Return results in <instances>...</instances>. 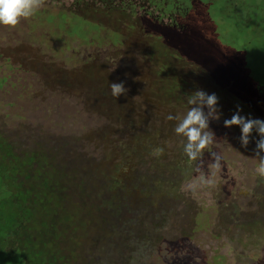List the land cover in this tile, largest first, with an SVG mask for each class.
Returning a JSON list of instances; mask_svg holds the SVG:
<instances>
[{"label": "rangeland", "instance_id": "1", "mask_svg": "<svg viewBox=\"0 0 264 264\" xmlns=\"http://www.w3.org/2000/svg\"><path fill=\"white\" fill-rule=\"evenodd\" d=\"M71 1L39 0L40 7L32 17L22 18L14 28L0 26V53L8 57L14 48L20 47L26 56L41 64L42 73H33L31 90L39 87L45 90L46 81L48 86L51 84L47 73L56 70L61 86L71 93L79 92L72 88L87 75L86 69L94 70L98 63L114 55L113 67H123L126 71L122 74L131 69L136 71L138 76L123 75L121 81L126 95L135 96L137 91L142 106L132 115L122 113V105L109 102L105 95L109 84L102 81L92 94L79 93L76 100L67 93L63 104L59 100V104L50 105L51 113L45 117L37 110V116L34 111L40 107L36 102L45 104L49 93L44 96L46 99L29 94L35 103L28 107L18 93H12L21 90V76L25 75L26 83L29 82L30 73L19 68L24 61L0 59V76L7 78L5 91L0 90V123L15 130L16 136L21 133V124L35 126L37 130L30 141H16L20 148L27 144L31 149L28 151H34L37 157L30 166L23 167L24 171L16 172L14 182L24 184L13 186L14 191L35 184V191L31 190L33 197L45 179L51 184L55 182L60 203L69 208L62 210V216L69 218L74 211L77 218L87 222L78 230V234L86 235L82 248L73 250L63 235L62 245L56 251L52 249L51 264H264V181L254 172L258 157L239 147L234 139L238 134L235 126L232 130L222 126L223 119L231 116L237 103L241 114L264 118V96L256 95L258 86L264 84V0H238L233 8L226 6L225 0H214L210 6L209 0L196 2L199 16L192 21L203 39L186 47L153 43L147 51L130 44V37L136 35L139 27L128 25L131 22L121 16V8L106 3L93 8L81 3L77 8ZM178 2L184 8L196 7L194 0ZM208 6L209 22L205 12ZM115 31L128 33L125 44L116 41ZM196 55L208 56V60L195 58ZM12 63L16 65L10 67ZM141 73L144 75L139 76ZM40 76L43 81L38 85ZM84 88L88 91L90 87ZM197 88L220 97L223 116L211 125L216 133L212 151L222 156L218 171L211 167L212 158L207 153L198 166L199 172L197 165L183 161L180 156L183 141L172 131L176 121L167 119L169 113L182 117L189 107L187 96ZM91 96L103 97L101 113L88 107L94 103ZM104 126H110L111 131H105ZM96 132L116 134L112 142L123 141L126 152L121 154L122 148L115 151L114 146L112 150L102 147L103 137H97L94 143L85 145L94 150L88 153L86 165L78 167L61 155L62 144L71 137L78 142L81 136L96 137ZM54 134L59 145L52 144L50 138ZM9 138L6 142L13 141ZM161 148L163 151L158 153ZM15 152L22 156L21 149ZM98 157H103L102 168L94 166ZM4 158L0 155V163H4ZM11 160V156L7 157L5 164ZM117 171L128 180L133 176L143 182L141 196L149 190L154 192L156 204L152 215L127 202L119 221H113L118 213L122 214L115 211L123 209L122 194H127V189H116L105 196L114 188L108 186V181ZM201 172L205 175L214 172L220 182L211 190L197 187L193 191L189 185L198 183ZM89 174H97L95 183L88 184ZM8 195L5 176L0 171L1 211ZM0 225L4 227L2 222ZM104 235L114 237L106 240ZM17 245L18 242L14 247ZM0 264H21V261L18 254H1Z\"/></svg>", "mask_w": 264, "mask_h": 264}, {"label": "flooded vegetation", "instance_id": "2", "mask_svg": "<svg viewBox=\"0 0 264 264\" xmlns=\"http://www.w3.org/2000/svg\"><path fill=\"white\" fill-rule=\"evenodd\" d=\"M178 1L179 0H72L71 4L77 8L81 7L82 4H85V5L93 8L96 5L102 6V4L106 3L107 5H111V4L116 5L117 7L113 6L116 9L121 8V10L119 9V12L121 11V16L126 17L128 19V21L131 22L128 25L130 27H139L138 30L136 31V35H132L130 37V44L133 43L134 45H136L138 47V50L143 49V50L147 51V49H149L153 43L158 44V45L159 44L164 45V46L178 44V45L186 47L188 45L195 44L197 39L202 38L199 35L201 32H200V30L197 29L198 27H197L196 22L192 21L193 17L199 16V15H197L198 9H196L197 8L196 2H200L201 0H194L193 3H195V5H196V7H194V9H190L191 6L189 7L187 5L185 6V8L186 7H188V8L185 9L184 6L180 5V3ZM187 1H193V0H187ZM203 1H205V0H203ZM225 1H226V6L231 7V8L235 7L237 5V3H239L238 0H234L236 2H234L233 0H225ZM213 2H214V0H209L208 5L210 6V4H212ZM209 6H208L207 10H205V12L208 15V22L211 20L209 18L210 17ZM72 12H74V11H72ZM114 33L116 36V41L119 40L121 44L126 43V37L128 38L127 32L115 31ZM146 35H147V39H144V36H146ZM121 36H123V38H121ZM197 57H199L200 59L204 58V61L208 60V56H203V58H201V56L196 55L195 58H197ZM20 58L24 62L22 64H19V68L21 70H26V72L30 73L29 82L26 83V80L24 79L25 75L21 76L19 74L22 77L21 79H22L23 86L20 88L21 90H15V91L13 90L12 93H15V92L18 93L19 96L23 98V101H26L27 105H29L28 107H31V108L34 106V103H35V101L32 102V99L34 97L36 98V96L40 95L43 98H45L44 96L45 95L47 96V94L49 93L48 97H50V98L47 100V102H45V104H39L38 102H36V105L39 106L40 109H38L37 107H36L37 108L36 109L34 107L36 109L35 110L36 112L34 111V113L37 114V110H38L39 111L38 114L40 113L41 116H44V117L48 113H51L50 105L52 106L53 104H56V103L59 104V100H62L61 104H63V101H64L63 99L65 98V95L67 93L71 94L70 95L71 99L75 98L76 100H78V98H76V96H79L80 94H83L86 92L92 94L94 92V88H96V85H98L99 82L104 81L108 85L112 81L120 82L122 79L121 76H123V75H124V77H131L133 75L138 76V75H136L135 70L131 69L128 71V73L122 74V71H126V70H124L123 67H120V68L115 67L114 68L113 66L116 65V63H115L116 58L114 55H112L110 57V60H107L104 63L102 62V64L98 63V65H96L97 67H95L94 70H87L86 69L87 75L84 74L83 77L81 78L82 80H78L77 83L75 84L77 86L72 88V89L76 88L79 90L78 93L72 92L74 95L71 93V91L66 92V89H64L63 86H61L62 83L60 84L61 80L58 76L59 73H56V70H53V72L49 70V73H47V75L49 74V79H50L49 81L51 82V84L48 86V83L46 81L45 90L41 89L40 87L38 90H31V87L33 86L32 85L33 76H34L33 73H36V74H39V72L42 73L41 64L36 63L37 60L30 59L28 56H26V54L24 53V51L20 47L14 48L8 57L5 53H0V59L1 60H20ZM175 58L178 60L180 59L179 56H175ZM15 65H16V63H12V65H10V67H14ZM136 69L140 70L139 68H136ZM207 69L209 70V68H207ZM141 75L143 76L144 73H141L139 76H141ZM1 78H2V80H0V90L5 91V88H6L5 83H6L7 78L0 76V79ZM112 78H114V79H112ZM42 81H43V78H42V76H40V80L38 81V85H40V83ZM234 83H236V82L234 81ZM86 86L90 87L88 91H87V89L84 88ZM53 90H54V92H52ZM50 93L52 94L51 96H49ZM106 93L107 94H105V95L108 96L110 103L112 102L113 104H116V105H122V107H123L122 113L132 115L135 113V111L139 108L140 105L142 106V102L140 101V98L137 97V91H134L135 96H129V95H126V93H123L120 96H118L117 98H115L110 94V89H109V85H108L107 89H106ZM6 94H8V93H6ZM18 94H16V95H18ZM29 94H31V97H33V98H31L29 96ZM256 95L257 96H264V84L261 86H258ZM87 97H89V96L87 95ZM91 97H93V96H91ZM140 97L143 98L142 95H140ZM102 98L100 96L93 97L94 103L92 102V105H88V107L90 106V108H92L94 111L101 113L102 109H103V106L101 104ZM109 102H107V103H109ZM27 105H25V106H27ZM38 114H37V116H38ZM37 116H35V117H37ZM44 121H46V120H44ZM0 125H1V128H0V131H1L0 132V155L5 157L3 159L4 163H5L6 158L9 156H11L13 161H16V159L19 157L18 159L24 160V163L26 165H29V166L31 165L32 162H35L37 155L34 154V151H31V152L28 151L31 149L28 148L29 146L27 144H25L26 147L24 146V148L17 147L16 141L17 140H21V141L23 140L25 142V141H27V139L30 141L31 139H33V137H36V131H37V130L35 131L36 127L35 126L30 127V125L28 127L27 126L28 124H21V127H22L21 133H20L21 136L20 135L16 136L15 130L8 129V127H6L5 125L3 126L2 123H0ZM39 125H40V130H41L42 126H41V124H39ZM105 127L106 126H104V128ZM7 130H8V133L6 132ZM105 131H111L110 126L109 127L107 126L105 128ZM33 133L35 134V136H33ZM115 133H116V130H115ZM113 135H116V134H113ZM113 135L110 136L107 133L102 132L100 135H99V133H97L96 137L88 136L86 138H83L81 136V138L77 139L78 142L74 140V137H71L72 140L70 139V141H68L66 143L64 142V144H62L61 150L63 149V151L61 152V155H64L68 159L72 160L76 165H78V167H80L81 165L82 166L86 165L88 163V160H87L88 153L91 151H94V150H92V146L89 149L85 148V145L94 143V141H95L94 139L97 137H99V139H100V137H103L102 140L104 142H102V147L108 148V149L111 148V150H112V146H114L113 148L116 149L115 151H117L118 148H122L121 154L125 153L126 149H127L126 145H124L123 141L120 143L118 140H117V142H112V138H113L112 136ZM7 136L10 137L11 139L13 138V141L6 142V140H7L6 138H8ZM117 137L119 138L120 135H118ZM10 138H9V140H10ZM115 138H116V136H115ZM50 139L53 142L52 144L59 145V140L55 137V134L53 136H51ZM61 139L66 140L67 138H60V140ZM113 141H115V139ZM118 143H119V145H118ZM121 144H123V145H121ZM97 145H100V143L99 144L96 143V146ZM93 146L95 147V144H93ZM18 149H21L22 156H19V153L16 154L15 151ZM114 153H116V152H114ZM110 155H112V154H110ZM180 156L182 157L183 161H185V157L183 155H180ZM107 161H109V160H107ZM107 163H109V162H107ZM94 166L98 167V168H102L104 166L103 157L102 158L98 157V159H96V162L94 163ZM188 170H189V168L187 169V171ZM115 173H116V176L115 175L110 176V179H112V180L108 181V183H109L108 186L110 188L113 186L114 188L109 189L105 196L106 197L109 196L108 193L110 191H113L116 189H119V190L127 189V191H126L127 194L126 195L122 194V196H123L122 200L124 201L123 209L122 210L120 209L119 211H115V213L122 212V214L118 213L117 217L115 219H113V221L114 222L119 221V217L121 218L124 211H126L127 202H130L131 204H134L137 206L139 205L140 208L142 209L143 213H145V214L149 213L152 215L153 214L152 209L153 210L155 209V204H156L153 201V200H155L153 197L154 192L150 193V190H149L148 192L145 193V196H143V195L141 196L142 193L140 194L139 192H144V188H145V186H143V182L138 181L137 178L133 177V176H131L132 178H130V180H128L129 177L128 178L121 177L120 171H117ZM97 174L96 175H94V174L86 175V177H87L86 180L89 181L88 184L95 183V179L98 177ZM130 174L128 173V176ZM131 179H132V181H131ZM20 183H22V182H20ZM153 187H155V186H152V188ZM152 188H151V191H152ZM138 190H140V191H138ZM162 195L165 196L164 193ZM111 200L116 201L115 198H112ZM138 202H140V203H138ZM142 216H144V215L142 214ZM114 228L115 227H112V229H114ZM113 237L114 236H112V235H104L103 236V238H106V240L113 239ZM104 243H105V241H104ZM105 244H108V241ZM108 246H109V244H108Z\"/></svg>", "mask_w": 264, "mask_h": 264}, {"label": "clouds", "instance_id": "3", "mask_svg": "<svg viewBox=\"0 0 264 264\" xmlns=\"http://www.w3.org/2000/svg\"><path fill=\"white\" fill-rule=\"evenodd\" d=\"M40 7L39 0H0V26L14 28L21 19L32 17ZM110 94L117 98L125 93L123 81L109 83ZM220 97L215 92H208L202 88L195 89L186 98L189 106L182 117L169 113L167 119L175 120L173 133L182 139V155L188 165H199L203 162L205 153L211 157V167L217 171L221 168L222 156L212 151L215 143L216 133L211 125L219 121L223 116L222 107L219 103ZM225 129L232 130L233 126L238 130L234 139L241 149L251 150L258 162L254 172L258 179L264 181V118L253 117L251 113L241 114V106L236 104L235 110L230 117L222 121ZM251 144V147H249ZM163 149H158V153ZM220 182L214 172L199 173L198 183L190 184L189 188L195 191L197 187L211 190Z\"/></svg>", "mask_w": 264, "mask_h": 264}, {"label": "trees", "instance_id": "4", "mask_svg": "<svg viewBox=\"0 0 264 264\" xmlns=\"http://www.w3.org/2000/svg\"><path fill=\"white\" fill-rule=\"evenodd\" d=\"M18 158L7 164L0 163V171L5 176L9 190L8 198L2 205V211L0 210V224H4V227L0 225V255L18 254L21 264H51L52 249L56 251L55 248L62 245L60 238L63 235H66L72 249L82 248L86 235L85 232L78 234V230L79 226L87 222L77 218V212L74 211L69 218L62 216V210L68 211L69 208L60 203L55 182L51 184L45 179L37 186L39 190H36L33 197L31 190L35 191V184L29 183L26 190L14 191L13 186L24 184L23 181L20 184L14 182L16 172L24 171L23 167L27 166L24 160ZM26 177L29 178L30 175L27 174ZM48 194L52 196V200ZM16 242L18 245L14 247ZM54 260L56 261L55 256Z\"/></svg>", "mask_w": 264, "mask_h": 264}]
</instances>
